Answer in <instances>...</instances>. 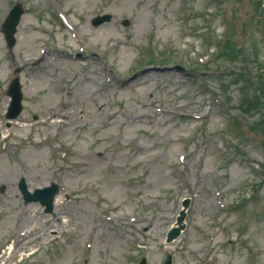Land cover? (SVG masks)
I'll return each instance as SVG.
<instances>
[{"label": "rangeland", "instance_id": "obj_1", "mask_svg": "<svg viewBox=\"0 0 264 264\" xmlns=\"http://www.w3.org/2000/svg\"><path fill=\"white\" fill-rule=\"evenodd\" d=\"M17 2L8 48L1 25ZM263 4L0 0V264H264ZM150 71L168 75L139 79ZM86 72L104 89L68 86ZM15 77L23 111L9 121ZM21 179L31 193L58 185L51 213L25 202Z\"/></svg>", "mask_w": 264, "mask_h": 264}, {"label": "bare ground", "instance_id": "obj_2", "mask_svg": "<svg viewBox=\"0 0 264 264\" xmlns=\"http://www.w3.org/2000/svg\"><path fill=\"white\" fill-rule=\"evenodd\" d=\"M45 51H46V49H44L41 53H43ZM86 66H85V69H90L91 68V67L90 68H87ZM137 74H139V72ZM167 75H168V73H166V72L160 73L158 71H150V72H147L146 73V76L145 77H140L139 79L142 78V79H145L147 81L146 77H149V78H153V80L156 81L157 79H159V80L160 79H163ZM67 84H68V86L72 87L73 89H76L77 92H81L82 94H86L87 93L86 89L88 87H89L88 88L89 90H91L90 88L94 87V88H96V90L99 91V90L104 89V87L106 86L101 79L99 80V78H97V77H92L91 74H90V72H86V73L80 75V77H78V78H75V79H72V80H68L67 81ZM127 88L128 89H131L132 86L127 85ZM101 106H103V105H101ZM121 111L123 112L124 115H126V118H127V120H129V122H131V123L141 122V120H139V118H141L140 117L141 115H138L137 116L136 111L134 112L133 110H128V109H125V108H122ZM115 113H116L115 111L108 112L107 115H106V117L102 118L105 115V113H103L102 116L100 117V120L97 121V124L103 130L107 129L114 122ZM54 116L56 117V115H54ZM143 117H144V115L142 116V118ZM9 137H10V134H7L5 138L8 139ZM26 169H28V165L25 164L24 165V168H21V170L23 172ZM25 174L27 175V177L33 179L32 176L27 171H25ZM59 198H60V196H58V199ZM57 203H58L59 206H62L63 205V203L60 200H58ZM90 225H92V224H90ZM89 227L90 226L87 223V227L86 228L89 229ZM47 232H48V229H47ZM12 245L10 244L9 246H12ZM16 249H20V248L18 247Z\"/></svg>", "mask_w": 264, "mask_h": 264}, {"label": "water", "instance_id": "obj_3", "mask_svg": "<svg viewBox=\"0 0 264 264\" xmlns=\"http://www.w3.org/2000/svg\"><path fill=\"white\" fill-rule=\"evenodd\" d=\"M23 13V8L21 3H17L12 10L9 13V16L7 17L6 21L3 24V30L6 35V39L8 41V44L10 47L13 46L15 40H14V33L16 32V25L18 24L20 17ZM108 16L99 17L94 20V23L98 24L103 22L104 20H108ZM9 93L13 96V102L11 106V111L9 113V117H16V115L20 112L21 109V93L19 90L18 80H14L10 87ZM56 187H54L52 190H48V193L45 196H39L38 199L42 201L43 204L47 205V211H50L52 209V201L54 198V195L56 193ZM188 203L185 202V204ZM182 218H178V221L181 222ZM180 233L179 228H174L171 230L168 236V240H172L174 237H177ZM164 264H171V258L168 256L167 260Z\"/></svg>", "mask_w": 264, "mask_h": 264}]
</instances>
